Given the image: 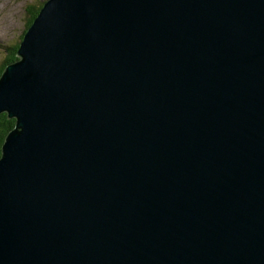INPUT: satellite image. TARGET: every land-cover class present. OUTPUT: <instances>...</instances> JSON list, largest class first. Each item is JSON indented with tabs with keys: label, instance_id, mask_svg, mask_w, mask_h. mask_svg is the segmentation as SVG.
I'll list each match as a JSON object with an SVG mask.
<instances>
[{
	"label": "water",
	"instance_id": "water-1",
	"mask_svg": "<svg viewBox=\"0 0 264 264\" xmlns=\"http://www.w3.org/2000/svg\"><path fill=\"white\" fill-rule=\"evenodd\" d=\"M0 78V264H264V0H47Z\"/></svg>",
	"mask_w": 264,
	"mask_h": 264
},
{
	"label": "rangeland",
	"instance_id": "rangeland-1",
	"mask_svg": "<svg viewBox=\"0 0 264 264\" xmlns=\"http://www.w3.org/2000/svg\"><path fill=\"white\" fill-rule=\"evenodd\" d=\"M46 1L47 0H0V71L3 69L2 76L10 64L12 65L15 63L8 62V59L13 54L15 46L21 44L22 37L23 35L25 36L24 33L34 13H36ZM31 27L32 26H30V28ZM20 59L21 58L18 56L17 61Z\"/></svg>",
	"mask_w": 264,
	"mask_h": 264
},
{
	"label": "trees",
	"instance_id": "trees-1",
	"mask_svg": "<svg viewBox=\"0 0 264 264\" xmlns=\"http://www.w3.org/2000/svg\"><path fill=\"white\" fill-rule=\"evenodd\" d=\"M44 5L45 4L43 3L42 6L40 7V9H38L37 12L34 13V16L32 17V19L28 25V28L24 34H27V32L29 31L28 29L30 28V26L33 25L34 20L39 16V13L44 8ZM24 39H25V36L23 35L22 41H24ZM20 47H21V44H18L17 46H15L14 52L10 56V58L8 59V62L14 63L18 60L17 54H18ZM2 73H3V69L0 71V78L2 76ZM15 126H16V120L15 119H9L7 113H2L0 115V159L2 157V150H3V145L5 143V140H6L7 136L9 135V133L15 129Z\"/></svg>",
	"mask_w": 264,
	"mask_h": 264
},
{
	"label": "bare ground",
	"instance_id": "bare-ground-1",
	"mask_svg": "<svg viewBox=\"0 0 264 264\" xmlns=\"http://www.w3.org/2000/svg\"><path fill=\"white\" fill-rule=\"evenodd\" d=\"M11 65V64H10ZM7 67V66H6Z\"/></svg>",
	"mask_w": 264,
	"mask_h": 264
}]
</instances>
